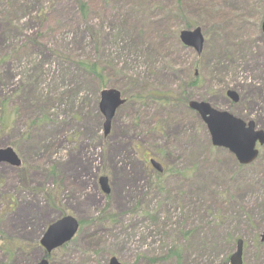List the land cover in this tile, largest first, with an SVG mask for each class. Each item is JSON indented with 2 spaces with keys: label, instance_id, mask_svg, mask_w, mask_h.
<instances>
[{
  "label": "rangeland",
  "instance_id": "obj_1",
  "mask_svg": "<svg viewBox=\"0 0 264 264\" xmlns=\"http://www.w3.org/2000/svg\"><path fill=\"white\" fill-rule=\"evenodd\" d=\"M263 21V0H0V148L22 160L0 162V264H37L67 214L80 229L49 264H231L238 239L243 264H264V145L240 165L183 103L264 130ZM193 27L200 55L179 40ZM129 85L175 103L140 118L128 103L104 136L101 91Z\"/></svg>",
  "mask_w": 264,
  "mask_h": 264
},
{
  "label": "water",
  "instance_id": "obj_2",
  "mask_svg": "<svg viewBox=\"0 0 264 264\" xmlns=\"http://www.w3.org/2000/svg\"><path fill=\"white\" fill-rule=\"evenodd\" d=\"M264 31V23H263ZM181 42L193 48L197 54H201L204 46V36L200 27L180 32ZM229 98L237 102L239 96L236 91L227 92ZM126 100L121 91L115 88H105L101 91L99 109L104 116V134L107 136L111 131L112 120L116 111L125 104ZM192 110L196 111L206 123L210 132L212 144L216 147H223L232 152L240 164L252 163L259 154L256 148L257 142L264 145V130H257L254 121L245 122L235 117L227 111H220L213 108L208 102L192 100L189 103ZM0 162L10 163L15 166L20 165V159L17 153L11 147L0 148ZM154 168L163 171L162 165L151 159ZM99 183L104 193L110 192L108 178L99 177ZM79 229V221L72 215L64 216L52 222L46 229L42 239L41 246L47 253L70 242ZM264 241V232L262 234ZM37 264H49L47 258H42ZM108 264H123L117 257H111ZM231 264H243V242L238 241L237 250L231 256Z\"/></svg>",
  "mask_w": 264,
  "mask_h": 264
},
{
  "label": "trees",
  "instance_id": "obj_3",
  "mask_svg": "<svg viewBox=\"0 0 264 264\" xmlns=\"http://www.w3.org/2000/svg\"><path fill=\"white\" fill-rule=\"evenodd\" d=\"M84 8H85V5L82 3L81 9H84ZM83 11L85 12V10H83ZM80 64H81V67L83 68V70L86 71L87 73H89L95 77H98L100 79L102 78L101 72L98 70L97 67H95L92 64H89L87 62H81ZM193 79H194L193 84L196 85L197 80L195 78H193ZM120 89L122 90L123 94H125V96L128 97L126 104L131 103V108H133V110L136 112V114L138 115L139 118L141 115L140 110H139L140 104L153 103V104L160 106L161 109H167L166 107L171 108V106L175 103V101H174L175 97L171 93L166 94V93L157 92V91L142 92V91L138 90L137 88L134 89L132 86H130L129 88H128V86H124V87H120ZM188 101H189V99H185L183 102L185 104L186 108H189L188 107ZM125 105L122 107H125ZM169 112H170V109H169ZM151 133L152 134L158 133V128L153 127ZM46 256H48V255H46Z\"/></svg>",
  "mask_w": 264,
  "mask_h": 264
}]
</instances>
